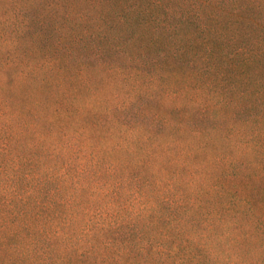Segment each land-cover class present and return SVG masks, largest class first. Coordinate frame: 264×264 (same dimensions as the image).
<instances>
[{
	"label": "trees",
	"instance_id": "16d2710c",
	"mask_svg": "<svg viewBox=\"0 0 264 264\" xmlns=\"http://www.w3.org/2000/svg\"><path fill=\"white\" fill-rule=\"evenodd\" d=\"M0 182L36 264H264V0H0Z\"/></svg>",
	"mask_w": 264,
	"mask_h": 264
},
{
	"label": "rangeland",
	"instance_id": "374dc122",
	"mask_svg": "<svg viewBox=\"0 0 264 264\" xmlns=\"http://www.w3.org/2000/svg\"><path fill=\"white\" fill-rule=\"evenodd\" d=\"M28 190L26 187V194ZM22 192L15 184L0 182V243L19 252L31 249L33 254L29 259L35 263L37 255L31 246V238L36 236V228L41 226L43 219L22 214ZM7 256V248L0 250V258Z\"/></svg>",
	"mask_w": 264,
	"mask_h": 264
}]
</instances>
